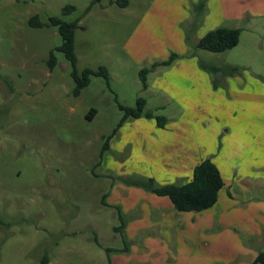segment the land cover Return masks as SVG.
<instances>
[{"label":"rangeland","instance_id":"1","mask_svg":"<svg viewBox=\"0 0 264 264\" xmlns=\"http://www.w3.org/2000/svg\"><path fill=\"white\" fill-rule=\"evenodd\" d=\"M91 2L0 0V264H251L264 251V163L254 161L264 147L254 136L228 145L219 128L236 120L228 109L255 97L264 108L262 89L254 96L255 86L246 82L264 85V0L255 5L258 15L244 17L240 11L249 1L226 0L225 11L211 0L197 32L186 24L198 14V0H129L126 6L95 0L86 14ZM66 5L75 10L64 15ZM34 15L77 19V71L106 66L109 84L93 76L75 96L64 53L55 52L53 69L46 64L62 43L58 28L30 26ZM223 25L241 30L238 45L224 52L196 46L195 37ZM171 53L179 55L174 61L196 60L216 79L213 85L210 78L214 89L199 80L189 87L188 78L194 93L181 80L163 95L145 90L140 70ZM166 70L150 71L149 85L158 86ZM244 88L250 91L238 95ZM139 96L167 117L165 127L139 117L117 128L119 104L133 107ZM202 96L209 103L199 109ZM207 153L224 179L208 209L178 211L168 197L136 183H184L191 163Z\"/></svg>","mask_w":264,"mask_h":264},{"label":"trees","instance_id":"2","mask_svg":"<svg viewBox=\"0 0 264 264\" xmlns=\"http://www.w3.org/2000/svg\"><path fill=\"white\" fill-rule=\"evenodd\" d=\"M94 3L95 0H92V2L86 7V14L91 10ZM110 3H116L119 6H126L129 4V0H110ZM199 3V7L204 9L206 0H201ZM74 10L75 6L66 5L63 8V14H69ZM77 21V19L75 21H67L62 17L57 16H52L48 21H43L38 15L32 16L28 21L29 25L33 27L54 26L58 28V32L62 36V43L56 48L50 50L46 59V64L50 69H53L57 64V56L55 52L60 51L64 53L67 61L72 65L71 75L75 82V87L73 89V94L75 96H78L82 89L90 84L93 76H102L108 84L110 79L109 70L106 66H100L98 70L85 68L81 73H78L76 68L77 56L74 44V34L75 28L77 27ZM240 33L241 30L239 28L224 25L217 26L200 37L196 42V46L211 52H224L238 45ZM178 56L179 55L175 53H171L168 59L153 62L150 67L142 68L140 70V79L143 88L145 89L148 86L147 75L150 71L158 66H169ZM206 68L210 69L209 66ZM238 69L239 67H233L232 71H237ZM212 70L217 72L219 71V68L214 66ZM146 103V99L139 96L136 105L133 107L119 104V108L123 111V117L120 119L117 128L128 118L139 117L154 118L158 126L165 127L167 117L162 114H155L153 110L147 109ZM95 112V109H91L88 118L92 119ZM117 128H115L112 134L105 140L100 152V157H102L104 151L108 148L109 139L115 135ZM136 183L143 184L159 196L168 197L171 200L173 207L182 212H199L212 207L218 201L219 192L224 187L222 172L210 157L201 159L193 168L192 177L184 183H166L163 185H157L153 178H149L147 181H137ZM121 227H123V221L120 226L116 227V230L120 231ZM257 263L264 264V251L260 252L251 264Z\"/></svg>","mask_w":264,"mask_h":264},{"label":"crops","instance_id":"3","mask_svg":"<svg viewBox=\"0 0 264 264\" xmlns=\"http://www.w3.org/2000/svg\"><path fill=\"white\" fill-rule=\"evenodd\" d=\"M195 1H197V0H195ZM198 1L200 2L201 0H198ZM210 1L211 0H206V4H205L206 7L208 5H209V7L211 6ZM218 1L220 3V8L223 6L224 10L226 11V0H218ZM239 1L242 3H246L247 1H249L248 4L244 5V7L241 8L242 11H240V12H242L243 17L247 16V15H258L259 9L255 5H257L258 3H261L260 0H239ZM199 2L197 5H195L196 7H194V9L198 11V14L196 15L194 13L193 18L192 19L190 18L186 24L187 28H192V29H194L195 32L201 31L200 28H202V27H200L199 22H200V17L203 14V9H201L199 7V4H200ZM113 4H115V3H113ZM224 17H226V16H224ZM184 18L185 17L183 16L181 20H183ZM186 18H188V16ZM211 29L203 31L202 34L199 35L198 39L200 37H202L206 32H208ZM198 39L195 37V41ZM182 47L185 50V46L183 45ZM162 60H166V59H161L160 61H162ZM156 61H158V60H155L154 62H156ZM201 66L203 68H206L205 63H202ZM159 67H165V68L170 67V70H166L160 74L158 79L161 83L158 86L157 85L151 86V84L149 85V82H148V86H147V88H145V90L150 89V91H153L152 88L158 89L161 91L160 93L163 95V93H167V91L171 90L173 87L178 88V85L176 83L177 80H181L183 85L185 87H187L185 82L188 78L191 79V81L189 83V87L192 86V82L199 80L200 82H202L203 86H205L204 88H206V89L211 88L212 90L214 89L211 86L212 83H211L210 78L212 79L213 85H214V82L216 79L213 78L212 76L209 77L208 74L205 75L204 74V73H206L205 71H204V73H202L201 71H203V70H201L199 68L198 63L194 59H187V60L180 59L178 61H174L169 66H158L154 70L158 69ZM189 71H191L193 73V75H187V72H189ZM173 72H177L178 76H172L171 77V74ZM182 78H183V80H182ZM227 78H230V76H228ZM246 82H247V84H252L255 86V90L253 93L254 96L257 95L258 89H262V95L264 94V85H262L259 81L256 80L255 83L251 82V81L250 82L246 81ZM229 87L231 90L232 86L230 84H229ZM195 89H196V87H194V88H188L187 87V90L189 92H192V93L195 92L194 91ZM245 91H250V90L247 88H244L243 92L239 93L238 95H241ZM180 98H181L182 104L187 106L186 94L180 95ZM213 98L214 97H212V99ZM260 99L261 100H257L255 97L254 102L252 104L240 106L239 108L234 109V110L228 109L227 114L234 117L236 120H235V122L231 123L232 127H229L227 129L221 128V130L219 128V131L224 134V137L229 138V140L227 142L228 145H233V144H230L233 141L247 142L249 137L254 136L255 144L258 143L259 146L264 147V145H262L264 143V108L262 106V98H260ZM208 103H209V97H207V96H202L201 98L198 97L197 108L202 109ZM237 123H239V124H237ZM261 156H264V155L255 153L254 154V157H255L254 161H258V159H260V161L264 163V159L261 160V158H260ZM207 157H210L220 169V165H219L218 161H216V157L213 153H207L204 157L202 156L199 159V161L201 159L207 158ZM199 161H193L191 163L190 166H191L192 171H193V168L195 167V165Z\"/></svg>","mask_w":264,"mask_h":264}]
</instances>
